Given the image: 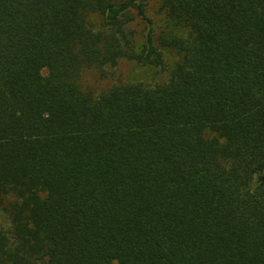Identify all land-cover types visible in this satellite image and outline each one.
<instances>
[{"label":"trees","instance_id":"trees-1","mask_svg":"<svg viewBox=\"0 0 264 264\" xmlns=\"http://www.w3.org/2000/svg\"><path fill=\"white\" fill-rule=\"evenodd\" d=\"M158 5L0 0V264H264V0Z\"/></svg>","mask_w":264,"mask_h":264},{"label":"rangeland","instance_id":"rangeland-1","mask_svg":"<svg viewBox=\"0 0 264 264\" xmlns=\"http://www.w3.org/2000/svg\"><path fill=\"white\" fill-rule=\"evenodd\" d=\"M147 14L153 19L155 33H161L164 24L162 20V13L159 11L158 0H147ZM143 23L136 26L137 30H141ZM164 52V67L162 68H150L145 67L141 68L136 65L132 61L121 60L116 67H107L104 70V73H101L97 69H86L82 75V85L84 88H88L95 93H99L105 89H107L112 83L117 81H132V80H144L150 82H157L165 80L168 76L169 69L174 65L178 56L171 50L163 49ZM3 203L1 204L2 209L10 208V203L13 200V196L4 197ZM5 211V210H4ZM8 211V212H7ZM5 211V214L8 218V214H10L9 210ZM1 213H4L0 210ZM3 217L4 216H0ZM0 218V224L7 226V224H3L4 220Z\"/></svg>","mask_w":264,"mask_h":264}]
</instances>
